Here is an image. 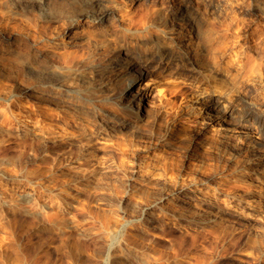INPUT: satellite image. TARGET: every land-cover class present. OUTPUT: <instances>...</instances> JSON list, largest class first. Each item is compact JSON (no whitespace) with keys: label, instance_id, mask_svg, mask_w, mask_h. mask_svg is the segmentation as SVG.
<instances>
[{"label":"clouds","instance_id":"clouds-1","mask_svg":"<svg viewBox=\"0 0 264 264\" xmlns=\"http://www.w3.org/2000/svg\"><path fill=\"white\" fill-rule=\"evenodd\" d=\"M0 264H264V0H0Z\"/></svg>","mask_w":264,"mask_h":264}]
</instances>
